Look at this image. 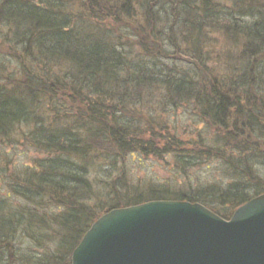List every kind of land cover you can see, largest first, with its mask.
Instances as JSON below:
<instances>
[{"label": "trees", "instance_id": "16d2710c", "mask_svg": "<svg viewBox=\"0 0 264 264\" xmlns=\"http://www.w3.org/2000/svg\"><path fill=\"white\" fill-rule=\"evenodd\" d=\"M261 194L264 0H0V264H71L116 208Z\"/></svg>", "mask_w": 264, "mask_h": 264}, {"label": "water", "instance_id": "95a60500", "mask_svg": "<svg viewBox=\"0 0 264 264\" xmlns=\"http://www.w3.org/2000/svg\"><path fill=\"white\" fill-rule=\"evenodd\" d=\"M71 259V264H264V194L229 220L188 201L107 211Z\"/></svg>", "mask_w": 264, "mask_h": 264}, {"label": "rangeland", "instance_id": "374dc122", "mask_svg": "<svg viewBox=\"0 0 264 264\" xmlns=\"http://www.w3.org/2000/svg\"><path fill=\"white\" fill-rule=\"evenodd\" d=\"M19 151L22 152L21 148H19ZM17 157H19V156H17ZM25 157H26V156H23V155L20 154V157H19L18 159H20V160L22 161V163H23V162L26 161V160H24ZM137 157L140 158L139 155H138ZM146 165L150 167V168L147 169V172H152V171H153V174H156V175H159V174H160V175L165 174V172H163V170L161 169L160 164H159L158 162L154 161V160H149V161H147V164H146ZM152 168H153V169H152ZM138 172H139V174H142L141 171L138 170ZM208 173H209V172H208ZM203 176L206 177L207 175H206L205 173H203ZM199 204H200V203H199ZM214 209H215V210H218V211H220V212H222V213H225V214H227V213L229 212L228 209H225V208H223V207H219V206L214 207ZM209 210H211V209H209ZM211 211H212V210H211ZM212 212H214V211H212ZM214 213H215V212H214ZM215 214H216V213H215ZM217 215H218V214H217ZM218 216H219V215H218Z\"/></svg>", "mask_w": 264, "mask_h": 264}]
</instances>
